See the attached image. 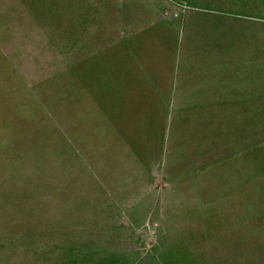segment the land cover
Returning <instances> with one entry per match:
<instances>
[{"label": "rangeland", "instance_id": "obj_1", "mask_svg": "<svg viewBox=\"0 0 264 264\" xmlns=\"http://www.w3.org/2000/svg\"><path fill=\"white\" fill-rule=\"evenodd\" d=\"M264 264V0H0V264Z\"/></svg>", "mask_w": 264, "mask_h": 264}, {"label": "trees", "instance_id": "obj_2", "mask_svg": "<svg viewBox=\"0 0 264 264\" xmlns=\"http://www.w3.org/2000/svg\"><path fill=\"white\" fill-rule=\"evenodd\" d=\"M106 264H120V263L117 262V261L112 260V261L107 262Z\"/></svg>", "mask_w": 264, "mask_h": 264}]
</instances>
